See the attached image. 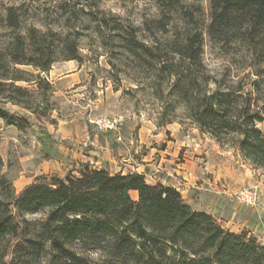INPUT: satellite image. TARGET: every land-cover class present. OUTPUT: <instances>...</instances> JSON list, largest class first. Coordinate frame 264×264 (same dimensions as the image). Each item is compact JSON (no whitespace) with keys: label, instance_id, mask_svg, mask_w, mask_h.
<instances>
[{"label":"trees","instance_id":"16d2710c","mask_svg":"<svg viewBox=\"0 0 264 264\" xmlns=\"http://www.w3.org/2000/svg\"><path fill=\"white\" fill-rule=\"evenodd\" d=\"M1 1L11 2L0 31V102L36 113L33 90L17 83L51 94V83L40 74L59 60L80 62L75 25L97 17L88 4L75 0L67 9L63 1L54 22L26 26L25 0ZM159 13L150 42L137 30L122 35L114 24L124 57L146 73L145 87L169 103L171 115L181 107L200 132L230 140L245 160L264 169V131L257 126L264 124V102L259 104L257 84L248 91L240 82L221 84L210 75L199 5L159 0ZM208 16V41L262 75L264 0H209ZM166 115L163 110L161 125L172 121ZM0 118L19 128L25 122L2 109ZM2 168L0 156V264H264V247L253 237L223 228L207 212L192 209L176 188L149 184L141 173L111 174L82 163L63 178L37 177L16 196Z\"/></svg>","mask_w":264,"mask_h":264},{"label":"rangeland","instance_id":"374dc122","mask_svg":"<svg viewBox=\"0 0 264 264\" xmlns=\"http://www.w3.org/2000/svg\"><path fill=\"white\" fill-rule=\"evenodd\" d=\"M66 1L71 9L75 0H25L23 25L50 24L56 5ZM0 0V31L4 6ZM88 4L97 20L82 18L75 25L79 39L80 62L59 60L46 73L52 93L18 82L33 90L36 113L18 105L0 102V109L20 117L19 128L0 118L2 172L12 181L14 194L39 176L60 178L75 174L82 163L111 174L143 170L149 184L172 181L182 199L194 210L210 214L223 228L245 233L264 247V169L245 160L235 145L219 142L200 132L184 118L181 107L175 116L170 106L158 100L145 87V74L124 57L114 24L122 35L137 30L139 38L150 42L156 33L154 22L160 15L159 0H79ZM199 5L197 15L204 31L203 58L210 75L221 84L240 82L245 90L257 84L259 104L264 102V73L256 76L244 67L240 57L225 53L205 35L209 21V0H185ZM101 22V23H100ZM160 35L157 33V36ZM20 68L34 71L29 66ZM213 86V85H212ZM166 110L172 121L161 125ZM120 119L116 130H104L94 121ZM264 131V124H258ZM144 169H142V167ZM162 184V183H161ZM242 188L257 189L261 196L253 206L238 200ZM133 199L136 195L130 192ZM39 215H26V218ZM90 258L98 260L96 253Z\"/></svg>","mask_w":264,"mask_h":264},{"label":"built area","instance_id":"2783aa9c","mask_svg":"<svg viewBox=\"0 0 264 264\" xmlns=\"http://www.w3.org/2000/svg\"><path fill=\"white\" fill-rule=\"evenodd\" d=\"M94 123L103 128L104 130H116L121 125L120 119H108V118H100L94 121ZM238 200L246 205L253 206L260 199V192L254 188H242L237 193Z\"/></svg>","mask_w":264,"mask_h":264},{"label":"crops","instance_id":"0c3cea01","mask_svg":"<svg viewBox=\"0 0 264 264\" xmlns=\"http://www.w3.org/2000/svg\"><path fill=\"white\" fill-rule=\"evenodd\" d=\"M142 167V166H141ZM142 169H144L143 167H142ZM142 171L143 170H139V169H136L135 170V172H137V173H141V174H143V175H145L144 173H142ZM163 185H169V186H172V187H174V188H176L177 189V186L175 185V183L174 182H172V181H168V182H161ZM131 192H133V193H135V195H136V191H131Z\"/></svg>","mask_w":264,"mask_h":264}]
</instances>
